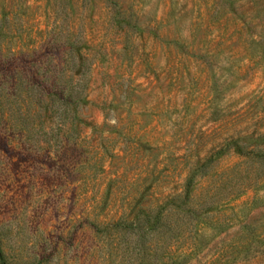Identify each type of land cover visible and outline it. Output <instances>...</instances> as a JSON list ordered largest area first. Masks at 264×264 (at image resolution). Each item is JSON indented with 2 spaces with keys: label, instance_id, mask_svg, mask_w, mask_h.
<instances>
[{
  "label": "rangeland",
  "instance_id": "1",
  "mask_svg": "<svg viewBox=\"0 0 264 264\" xmlns=\"http://www.w3.org/2000/svg\"><path fill=\"white\" fill-rule=\"evenodd\" d=\"M257 146L264 0H0V264H264Z\"/></svg>",
  "mask_w": 264,
  "mask_h": 264
},
{
  "label": "trees",
  "instance_id": "2",
  "mask_svg": "<svg viewBox=\"0 0 264 264\" xmlns=\"http://www.w3.org/2000/svg\"><path fill=\"white\" fill-rule=\"evenodd\" d=\"M83 64V57L78 54V60H77V66L81 67ZM75 97V98H74ZM82 96L80 94L74 95L73 92H69L68 94L65 92H55L53 90H46L38 93V98L36 101V104L40 106H48L51 101H61V105L63 106H69L70 104H76L77 100L80 99ZM79 101V100H78ZM260 145V144H259ZM258 151L261 150V146H257ZM258 156H261L264 159V151L259 152ZM190 180L191 178L188 179V182H186L185 187H184V193L182 195L181 203L182 205H186L184 203L187 202L188 197H189V192H190ZM180 206V204H179ZM178 206V207H179ZM143 214V215H142ZM163 223V210L160 209L157 211V213L153 216H150V214H146L144 212H137L134 217H132L131 220H128L126 217H119V219L115 222V225H124L128 229H137L139 231H143L146 228L150 227L149 229H159V227ZM146 224L148 226H146ZM242 226V225H241ZM96 230L98 229V226H96ZM241 231L245 230V226L240 227ZM4 264H11V263H4ZM27 264H44L43 257L38 258L35 261H29Z\"/></svg>",
  "mask_w": 264,
  "mask_h": 264
}]
</instances>
